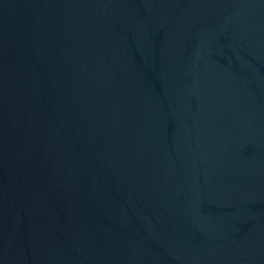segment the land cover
<instances>
[{"label": "water", "instance_id": "obj_1", "mask_svg": "<svg viewBox=\"0 0 264 264\" xmlns=\"http://www.w3.org/2000/svg\"><path fill=\"white\" fill-rule=\"evenodd\" d=\"M0 264H264V0H0Z\"/></svg>", "mask_w": 264, "mask_h": 264}]
</instances>
